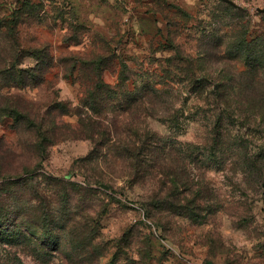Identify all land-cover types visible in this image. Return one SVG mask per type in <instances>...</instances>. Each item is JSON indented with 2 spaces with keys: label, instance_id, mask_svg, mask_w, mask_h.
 Segmentation results:
<instances>
[{
  "label": "rangeland",
  "instance_id": "rangeland-1",
  "mask_svg": "<svg viewBox=\"0 0 264 264\" xmlns=\"http://www.w3.org/2000/svg\"><path fill=\"white\" fill-rule=\"evenodd\" d=\"M258 37L264 43V0H0V56L40 77L18 88L0 78V101L39 121L60 105L37 179L60 199L56 214L40 228L23 222V238H0V264H78L66 240L91 237L96 224L101 264H264V59L239 91L250 60L233 50ZM204 74L214 77L208 87L191 79ZM136 88L138 101L122 106L121 93ZM92 101L95 112L84 104ZM136 129L153 146L139 169L107 139L109 130L115 143L139 146ZM27 133L0 116V145L17 163L28 161ZM53 179L72 183L68 202Z\"/></svg>",
  "mask_w": 264,
  "mask_h": 264
},
{
  "label": "trees",
  "instance_id": "trees-1",
  "mask_svg": "<svg viewBox=\"0 0 264 264\" xmlns=\"http://www.w3.org/2000/svg\"><path fill=\"white\" fill-rule=\"evenodd\" d=\"M238 45L236 46L235 51L242 52L244 55H235V56H242L247 58L249 61L248 67L250 69L247 72H240V74H243L241 76L240 84V90L246 86H250V80L251 79V72L253 68H256V64L252 65V62L257 61L258 59H264V43L262 37H258L257 39H251V40H239ZM14 43L11 44V48L13 49ZM16 55H1L0 56V78L3 81L2 84L4 86L9 87H20L24 85V80H32V82H38L39 81V75L36 74V68L35 67H29L28 69L20 68L18 65L20 64V60L15 57ZM28 73V74H26ZM99 75V74H98ZM2 76V77H1ZM224 77V75L222 76ZM191 79L199 84L201 87H208L214 80V77L204 74L199 76H193ZM97 82L93 84L95 86V90L97 93L102 89V79L100 76H97L96 78ZM232 79L227 77V79H222V89L220 90L221 93L219 96H224L223 102L226 104V100L229 98V94L226 93L227 89L230 88L229 84H231ZM143 88H136L134 91L131 92H123L121 93V97H125V103H123L122 106H127L128 108L132 106V101H138L137 96H141V91ZM154 90H157L155 88ZM92 93V92H91ZM213 95H215V92L212 91ZM145 94L143 93V96ZM217 95V94H216ZM262 99L260 101L261 105L258 106V110L262 111L264 110V94L261 97ZM0 101V116L1 117H8L12 119L15 126L19 128V131L21 132L24 130L25 132H28V136L26 138L25 143V149L27 151L28 155V161H22V162H15L12 159V156L15 154V150L13 148H7L5 146V143H1L0 145V238L5 237V241L11 242L13 241L14 236H17L18 234L21 235V237H25V233L23 229L22 230V223L23 222H29L31 221L34 227L40 228L41 220H46L51 222L54 214H56V209L53 208L54 204H57L60 202V199H56L55 196L52 197L51 195H46L43 191V188H40V183L37 180L39 177V168L41 166V163L45 157V151L48 146V144L52 140V135L57 129V123H55V119L52 118V114L55 111L57 107L60 105H55L54 107L50 106V109L48 111H45V114H48L50 116L49 119H45L44 115L41 114L40 121L37 120V118L33 115H31V112L23 110L22 107L19 106L18 103L15 102H9V99L1 98ZM122 99V100H124ZM141 101V99H140ZM94 102V103H92ZM90 103L84 102L86 107L88 105L94 106L95 103L99 104L97 101H92ZM140 103V102H139ZM113 104V103H112ZM126 104V105H124ZM121 106V107H122ZM115 107V106H114ZM123 107V108H125ZM89 108V107H88ZM93 107L90 106V110L93 111ZM224 108L227 109V107L224 105ZM249 107L246 108H240L242 112H245L247 115L249 111ZM95 112V109H94ZM89 115V114H86ZM86 117V116H85ZM217 121L214 123V125L217 127H222V115L217 116ZM87 118L80 117V123L84 126L83 130L87 129V124L91 123L86 121ZM94 122V121H93ZM114 125V132H117L116 130V123H113ZM24 126V127H21ZM104 126V123L97 122V124H92V126L89 128L91 129V133L87 136L91 139L95 137V133L97 132L95 127L102 129ZM132 128V127H131ZM27 130V131H26ZM135 137L138 141L139 146L135 145L134 140L125 142L122 141L121 143H115L113 140V135L108 130L107 136L108 140L111 142L110 144H114L118 150L123 149V151L126 154V157L128 160L131 161L133 168H141L144 164H146L145 157L147 156L149 150L153 147L151 143H149V139L145 138L142 134L138 132V130H134ZM99 132V131H98ZM106 133V130H102L99 132L100 135H103V133ZM151 135V134H150ZM98 136V135H97ZM106 139V140H107ZM129 145H133L134 148H132ZM13 149V150H12ZM9 153L12 154L11 158L8 156ZM16 155V154H15ZM11 160V161H10ZM15 162V163H14ZM58 185H60V191L63 190L64 196H65V202H68V194L65 190L67 186L72 183L65 181L63 179H53ZM39 183V184H38ZM88 183V182H87ZM37 184V185H36ZM89 184V183H88ZM12 186H22L19 187L20 189H17L16 191L12 192L10 189H7ZM32 186L31 189L33 191V195L27 194V190H29V186ZM75 185V184H74ZM73 185V186H74ZM84 190V189H83ZM17 192V193H16ZM12 195V196H11ZM14 197L13 204L10 199ZM34 201V202H33ZM36 201V202H35ZM37 201H41L44 203L47 207V209H44L39 206ZM25 203V204H24ZM28 212V213H25ZM35 216V217H34ZM50 217V218H49ZM90 219V221L93 223L94 218H85V221ZM49 223V222H48ZM95 223V222H94ZM87 225V224H86ZM95 230L91 232V237L84 234L80 240L78 241L73 240V237L75 238V234L70 233V237L66 240L67 243L65 246L67 249L73 253H79L81 255V258L78 260V264H101L100 259L104 255V253L100 252V245L101 241L97 242L96 239L100 238L98 237V230ZM94 229V228H93ZM92 230V227H91ZM97 231V232H96ZM9 232V233H6ZM52 235L48 236V243L51 245L53 242ZM3 240V239H0ZM77 240V239H76ZM86 242V243H84ZM78 244V245H77ZM86 246L88 248L91 247V250L86 249ZM61 247L60 241H56V249L59 250ZM87 255V256H86ZM65 259H73L72 256H70L69 253L64 254L63 256ZM92 260V261H91Z\"/></svg>",
  "mask_w": 264,
  "mask_h": 264
},
{
  "label": "water",
  "instance_id": "water-1",
  "mask_svg": "<svg viewBox=\"0 0 264 264\" xmlns=\"http://www.w3.org/2000/svg\"><path fill=\"white\" fill-rule=\"evenodd\" d=\"M224 1H228V0H224Z\"/></svg>",
  "mask_w": 264,
  "mask_h": 264
}]
</instances>
